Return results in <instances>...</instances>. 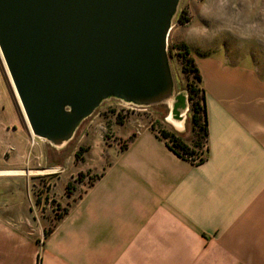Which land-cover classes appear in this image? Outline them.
Segmentation results:
<instances>
[{"label":"crops","instance_id":"obj_1","mask_svg":"<svg viewBox=\"0 0 264 264\" xmlns=\"http://www.w3.org/2000/svg\"><path fill=\"white\" fill-rule=\"evenodd\" d=\"M185 10L169 39L188 47L202 78L206 161L183 160L152 129L116 128L105 166L34 241L4 229L18 203L32 220L34 195L4 159L48 143L15 96L19 128L0 100V206L14 205L0 211V264H264V0H189ZM0 71L10 84L1 55Z\"/></svg>","mask_w":264,"mask_h":264},{"label":"water","instance_id":"obj_2","mask_svg":"<svg viewBox=\"0 0 264 264\" xmlns=\"http://www.w3.org/2000/svg\"><path fill=\"white\" fill-rule=\"evenodd\" d=\"M180 2L0 0V53L32 135L63 148L111 99L168 104L184 132L190 101L168 53Z\"/></svg>","mask_w":264,"mask_h":264},{"label":"rangeland","instance_id":"obj_3","mask_svg":"<svg viewBox=\"0 0 264 264\" xmlns=\"http://www.w3.org/2000/svg\"><path fill=\"white\" fill-rule=\"evenodd\" d=\"M188 1L181 0L178 13L181 9H185ZM173 25H176V18ZM171 45L169 39L168 51ZM1 63L8 75L10 84L5 79L3 72L0 71V100L6 106L7 120L12 127L19 128L21 116L14 96L23 117L25 115L18 103L2 56ZM170 63L175 91L185 90L183 88L186 81H182L180 65L171 60ZM169 111L168 104H161L148 108L147 112H133L128 110L122 102L111 99L103 102L93 116L82 123L74 139L65 147L55 148L48 143L42 149L32 144L28 151L24 149L21 157H15L13 153L6 152L4 160L9 161L12 170L21 171L29 177L30 184L34 188V195L32 220H24L25 216L28 217V210L21 203H18L15 204L16 223H12L11 226H6L4 229H11L13 233L22 234L34 241L42 240L44 234H47L46 230H52L69 208V203L71 204L79 198L84 189L93 182L97 171L105 166L106 161L104 162L103 158L106 153V145L116 144L119 141L115 132L116 128L126 126L134 132L153 129L154 127L158 130L163 128L179 134L191 145L189 119L186 121L184 132H178L168 121ZM81 149L83 150L78 159L76 153ZM4 184L6 183L1 185ZM0 207L2 214H9L13 211L14 205L9 206L8 203L2 202ZM34 245L36 244L34 243ZM40 246L39 243L37 248Z\"/></svg>","mask_w":264,"mask_h":264},{"label":"trees","instance_id":"obj_4","mask_svg":"<svg viewBox=\"0 0 264 264\" xmlns=\"http://www.w3.org/2000/svg\"><path fill=\"white\" fill-rule=\"evenodd\" d=\"M188 20L189 18L186 10L181 9L177 14L176 24L184 25ZM168 53L170 60L180 65L182 81H186L183 89L188 92L190 101L191 116L189 119V126L192 144L189 145L179 134L169 132L163 128L159 130V135H156L158 138L165 141L166 145L177 156L194 165H200L206 161L208 156V119L202 78L186 45L177 44L171 46ZM152 130L156 133L157 129L154 127ZM82 150L83 149L76 153L78 159L81 156L80 152H82ZM195 157H198L199 161L196 162Z\"/></svg>","mask_w":264,"mask_h":264},{"label":"built area","instance_id":"obj_5","mask_svg":"<svg viewBox=\"0 0 264 264\" xmlns=\"http://www.w3.org/2000/svg\"><path fill=\"white\" fill-rule=\"evenodd\" d=\"M125 105V104H124ZM128 110L133 111V112H147L148 108H140V107H135V106H130V105H125ZM156 134L159 135V130H156ZM196 162L199 161L198 157H195Z\"/></svg>","mask_w":264,"mask_h":264},{"label":"flooded vegetation","instance_id":"obj_6","mask_svg":"<svg viewBox=\"0 0 264 264\" xmlns=\"http://www.w3.org/2000/svg\"><path fill=\"white\" fill-rule=\"evenodd\" d=\"M190 116H191V113H189V117H188V119H190Z\"/></svg>","mask_w":264,"mask_h":264},{"label":"bare ground","instance_id":"obj_7","mask_svg":"<svg viewBox=\"0 0 264 264\" xmlns=\"http://www.w3.org/2000/svg\"><path fill=\"white\" fill-rule=\"evenodd\" d=\"M18 102H19V100H18ZM180 127V126H179Z\"/></svg>","mask_w":264,"mask_h":264}]
</instances>
